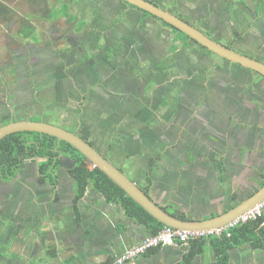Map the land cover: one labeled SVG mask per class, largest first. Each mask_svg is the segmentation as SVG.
<instances>
[{"label":"rangeland","instance_id":"obj_1","mask_svg":"<svg viewBox=\"0 0 264 264\" xmlns=\"http://www.w3.org/2000/svg\"><path fill=\"white\" fill-rule=\"evenodd\" d=\"M158 1L164 5L168 4L167 0ZM202 1L205 6V4L212 3L213 0ZM29 2L30 0L6 1V4L12 9L14 15L10 20H4L0 17V72H14L10 79L15 83L11 84L7 89V85L5 88V83L0 79V117L6 115L7 117H10L11 114H14L16 117L19 115L20 117L18 118L22 119L25 118L26 115L32 114L34 111H36L34 113H37L39 110H44L45 117H40L44 118V121L48 120L47 122H51V119L56 118L55 120H57L58 113H63V116L71 117L69 125L77 126L79 129L78 133L81 136L93 134L92 139L95 141L96 146L112 161L115 160L113 156H111L112 154L106 149V143H109L110 141L112 142V150L115 149L117 152L122 153L124 149L128 147V151L132 154L136 153L138 148L147 146L148 149L146 151L149 150L152 157H160L161 151L164 153L169 149L166 147L167 142H165V140L158 142L156 138L164 137V132H170V130H174V133L176 132L181 136V133L185 132V139L182 140V142H184L182 144V149L190 151L192 148H196L199 155L202 153V150H205L204 147H202L203 143L199 140L196 141L197 144L191 143V137L195 136L194 132L199 131L201 126L198 125V127H195L194 125L191 126L192 128H186V120L190 119L196 121L197 115L201 114L202 108L199 103L194 101L192 103H187L185 101L186 96L183 95L184 93H180L183 89L178 87L180 81L176 84L177 88L174 86L171 89H168L162 97L152 95L154 99H151V96L147 99L149 101L148 103H152L151 106L155 108H153V110L148 109V111L144 112L146 116L145 119H141L142 103H138L137 106L133 107L132 111L129 110L130 107L127 104L121 107V110L116 105L113 107V105L109 104L110 102H114L112 99H115L116 97L124 99V102L126 103V100L129 101L136 96L132 92L122 90V88L118 86V79L114 80V83H111L107 78L109 76L116 77L118 72L128 75L130 73L133 74L134 71H142L141 69H136L134 65H132L133 58L130 57L132 49L124 42L127 38H130L132 39L133 44H135L136 37L130 35L131 29L128 25L138 23L136 18L129 17L134 13L139 14L140 11L138 9H131L129 5L119 0H73L71 2L70 0H48L47 6L54 7V9H52V14H55L53 19H48L44 11H35ZM79 2L87 3L89 6L84 7V5ZM177 2L178 3L175 6L176 11H192V9H189L190 6H192L191 0H177ZM63 4L67 5L66 11ZM111 4H114L120 9L118 15L113 16L112 19L109 17L110 14H112L109 12V9H114L113 13L115 12V14L117 13V9L115 7L112 8ZM97 5L102 8L101 11H98V14L104 15L101 17L102 20H99L98 17L97 19L100 22L109 25L110 28L109 37L107 39L101 37L95 43L97 46H111L109 49L110 53H107L105 56L107 66L110 67V72L104 75L98 74L95 68L94 71L89 69L90 65L83 64L82 54L77 50L71 51L69 46L70 43L65 39L66 35L70 38L72 37L71 35H75V29H79L78 26H80V20L89 24L90 28H96L93 22V19L95 18V13L93 11L94 9H97ZM186 7L188 9H184ZM212 8L213 7H210V9L206 11L203 17L204 19H209V14L213 13ZM231 8L233 9L234 7ZM26 15L31 16L30 20L36 29V39L24 38V36L19 33L22 26L19 18ZM69 15H71L75 21L71 20ZM145 18L147 19L148 17ZM149 18L152 21V25L156 27V37L161 38L163 35L166 36V33L160 30L163 25L162 22L152 17ZM109 20H112L113 24ZM246 20L252 19L247 18ZM240 21L241 22L239 23H242L245 20L244 18H241ZM222 22L227 31L232 30V26L237 29L238 24L234 26L230 19L228 20V18L224 16L222 17ZM68 23L74 25H67ZM247 23L248 21L246 22L245 27L238 26L240 28L238 30L241 31L242 37L253 43L258 37H260V34L257 32V29L260 30V28L259 26H254L256 22H253L249 27L247 26ZM214 26H216V23ZM230 35H232V33H230ZM55 37L59 38L57 39L58 41L54 42L53 38ZM114 39H116V44L113 43ZM80 45L87 47L86 50L88 53L93 54V50L96 51V49L91 47L89 43H80ZM248 45L249 46L246 45L245 47L239 46V48H252L249 43ZM131 46L134 47V45ZM176 47L174 51H171V55L174 56V58L162 66L164 75H167L171 70H174V73H176L178 69L181 68L180 56L184 54L197 59L198 63L196 69L200 66L199 69L201 68L202 76L203 71L207 67L211 69V73L219 71L221 77L226 78V85H230L232 77L236 72H244L243 74L249 72L246 69H243L242 66H236L220 57L203 51L197 45L191 44L189 48L177 45ZM260 47L261 45L252 50H262ZM93 55L95 56L96 54ZM152 63L151 59L144 60L141 58L137 61V65L142 67H148ZM93 64L94 66L97 65L95 63ZM80 68L88 83L87 81L85 82L82 80L81 75L78 74V69ZM148 71L153 74L158 73V69L152 66L149 67ZM176 75H178V73ZM211 76L214 79L219 77V75L214 74H211ZM191 78V81H193L194 76L192 75ZM138 80L140 81V78ZM205 81V79L201 80L198 83V86H196L198 87V97L201 96L200 98H204L210 93V91L207 93V83ZM247 84L248 83L244 82L243 86ZM69 88L76 91H78L76 88H78L79 91L80 88H82V91H88L92 96L83 99H81L80 96H77L73 99L69 98L67 100L66 92L58 94L62 90H68ZM9 93L11 95L6 103L5 100ZM13 94H15L14 98H12ZM56 96H58V98H56ZM120 96H123V98ZM188 98L195 99L196 96L190 94ZM1 99H3L2 102ZM255 99H258V97ZM164 101H166V103H164ZM80 103L81 108L77 107ZM206 103L216 104L213 100ZM176 105H178L176 112L170 111L171 109H174ZM179 105L181 106L179 107ZM260 108L264 113V100L261 101ZM97 109L101 110L99 117L96 115ZM111 111L119 117V121L111 117ZM233 111L238 113L235 107H233L232 110L229 106L221 105L219 107V105H211L207 118L213 119L215 116L214 119H224L231 122L234 121L237 116L233 114ZM184 114L188 117L186 118ZM130 117L137 118L139 121L138 123L141 125L140 129L138 130L129 127V134L126 139L113 136V133L119 129V124H125L129 121ZM35 118V116H29L30 120ZM173 118H175L176 124L171 122V119ZM176 119L181 121V123L176 121ZM51 123L59 126L56 122ZM79 127H81V129ZM66 128L69 130L67 126H65L64 129ZM147 135L155 136L154 140L157 141L155 145L152 143L151 137H147ZM171 141L173 144V140ZM207 146L210 147V145ZM216 146H218V144H216ZM176 148L172 150L170 149V151L173 154L176 153L177 156L180 154V151L178 146ZM213 150H216V148H213ZM203 158L205 159L204 155L199 156L198 165H201L200 160H203ZM170 161L175 162L173 159L170 160L165 157L164 161L161 160V167L169 166ZM207 162H210V160H206L205 163ZM137 165L140 168L144 167L143 169L147 170V172V168L149 167V170L151 168V163L148 157L143 160L140 159L137 162ZM176 167L177 166L174 165V168ZM7 225H10V221L7 222Z\"/></svg>","mask_w":264,"mask_h":264},{"label":"flooded vegetation","instance_id":"obj_2","mask_svg":"<svg viewBox=\"0 0 264 264\" xmlns=\"http://www.w3.org/2000/svg\"><path fill=\"white\" fill-rule=\"evenodd\" d=\"M71 1L73 0H70V2ZM119 1L129 5L131 9L136 8L140 11L139 14L134 13L131 16H129L131 18L133 17L136 18L138 21V23H133V24L128 25L131 29L130 35L132 37H136L135 44H133L132 39L130 38H127V40H125L124 42L128 47L132 49V51L130 52V57L133 58L132 65H134L136 69L138 70L141 69L142 71L141 72L134 71L133 74L130 73L128 75L127 74L124 75L123 73L118 72L116 74V77L109 76L107 80L111 81V83H114V80L118 79V86H120L122 90L132 92L137 96V97L135 96L131 98L129 101L126 100L127 101L126 103L124 102V99L116 97L115 99H112L114 102H110L109 104L113 105V107L116 105L118 108H120V110H121V107L127 104L130 107L129 110L132 111L133 107L137 106L138 103H142L141 119H145L146 116L144 112L148 111V109L153 110V108H155L151 106L152 103H148L149 101L147 99L150 96L152 97V95L162 97L165 91H167L168 89H171L174 86L177 88L176 84H178L180 81V85L178 87L183 89L180 91V93L181 94L184 93L183 95L186 96L185 101L187 103H192L193 101L196 103H199V105L202 108L201 114L197 115L196 121H193L190 119L186 120V128H192L191 126H194V125L195 127H198V125L201 126V129L199 131L194 132L195 136L191 137V140H192L191 143L195 144L196 141L198 140L203 143L202 147H204L205 150H202V153H200V155H204L205 160L203 158V160H200L201 165H196V163L199 162L198 160L199 153L196 148H192V150L190 151L185 150L184 152H182L183 150L182 144L184 143L182 142V140L185 139V136H184L185 132L181 133L182 134L181 136V135H178V133L176 132L174 133V130H170V132H164L163 134L164 137L156 138L158 142H162L165 140V142H167L166 147L167 149H169L167 152H164V153L163 151L160 152L161 160L164 161L165 157H168V156L173 157L172 155L174 154L170 151V149L172 150L178 146V149L180 151V154L178 157L186 154L193 158H197V160H195V166L204 168V170L206 169L212 170V168L208 167L207 165L212 167V163L214 162V160L218 161L219 158L220 159L228 158L229 160H231L228 162L237 163L238 162L237 159L239 157H241L242 159L246 155L247 147H251L252 146L251 143L254 141L252 134L248 133L245 130V127H244V125L246 126L245 123H248V121H252L256 119L261 120L262 118H264V113L262 109L260 108L261 101L264 100V76L253 69L244 67L235 62H231L217 55L216 53L208 50L206 47L201 45L195 39L186 35L185 33L184 34L186 36V39H183L182 37L183 35L181 34L183 32L178 30L173 25L163 21L162 19L124 0H119ZM149 1H151L152 3H154L155 5L163 9L168 10L169 12L175 14L176 16L180 17L185 22L189 23L190 25L194 26L195 28L203 32L209 38H212L213 40L223 44L224 46L232 48L240 52L241 54H245L247 56L253 57L264 64V31H263L264 30V0H213L212 3L205 4V6L203 5L204 3L202 0H191L192 6H190L189 9H192V11H188V10L176 11L175 6L178 3L177 0H167L168 4H165V5L162 3H159L158 0H149ZM79 3L83 4L84 7L89 6V4L87 3H82V2H79ZM63 5H66V4H63ZM96 7L97 9H94L93 11L95 13V18L93 19V22L96 28H90L89 24L84 22L83 25L78 26L79 27L78 30L75 29L76 30L75 35H71L73 38L72 37L70 38L68 35H66L65 39L66 41L70 43L69 46L71 48V51L77 50L78 52L82 54L83 64L90 65L89 69H92L94 71V68H95L98 74L104 75L110 72V67L107 66V61L105 60V56L107 55V53H110L109 49L111 48V46H108V45H106V47L97 46L95 43L101 37H105L107 39L110 34V28H109V25H106L105 23H102L99 21V20H102L101 17H103L104 15L98 14V11L99 10L101 11L102 8L99 5H97ZM111 7L112 8L115 7L117 9L116 14L115 12L113 13L114 9L113 10L109 9V12L112 13L110 14L109 17L112 19L113 16L118 15V13L120 12V9L116 7L114 4H111ZM210 7H213L212 8L213 13L209 14V19H204L203 17L206 11L210 9ZM231 7H234L236 10L234 8L232 9ZM184 9H188V8L186 7ZM72 16L69 15V18L75 21ZM223 16L228 18V20L230 19V21L232 22V24H234V26L238 24L237 29L233 28L232 26V30L227 31L222 22ZM97 17L99 18V20L97 19ZM145 17H148V18L146 19ZM149 17L158 19L159 21L162 22L163 25L161 26L160 30L166 33V36L163 35L161 36V38L156 37V33H155L156 27L152 25V21L150 20ZM241 18H244L245 21L242 23H239L241 22L240 21ZM247 18H250L252 20H246ZM109 21L113 24L112 20H109ZM247 21H248L247 23L248 27L253 22H256L254 26L256 27L259 26L260 28V30L257 29V32L260 34V37H258L256 41H254L253 43L249 42L248 39H245L244 37H242L241 31L238 30L240 29L238 26L245 27ZM215 23H216V26H214ZM67 25L73 26L74 24L68 23ZM233 29L237 31H233ZM230 33H232V35H230ZM59 37L53 38V41L54 42L58 41L57 39ZM80 43L82 44L89 43L91 47H94L96 49V51L93 50V54H96V55L94 56L92 53H88L86 50L87 47L80 45ZM113 43L116 44V39H114ZM248 43L250 44V47L252 48H249V49L239 48V46L241 47H245L246 45L249 46ZM191 44L197 45L203 51H206L210 54L220 57L221 59L229 63H232L236 66H242L243 69H246L249 72L248 73L245 72V74H243L244 72L243 73L236 72L234 76L232 77V81L230 85H226L225 84L227 81L226 78H222L221 73H219V71H214L211 73V69L209 67L205 68V70L203 71V76H204L203 77L201 75V68L199 69L200 66L196 69V65L198 63L197 59L184 54L180 56L181 68L178 69L176 73H174V70H171V72L169 71L168 73L169 76L168 74L164 75V72L162 71V66H164L167 62H170V60L174 58V56L171 55V51L175 50L176 45L184 47V48H189ZM131 45H134V47H132ZM260 45H261L260 48H262V50L260 49H257V51L256 49L252 50L253 48L259 47ZM141 58L144 60L151 59L153 63L148 67L138 66L137 61ZM93 63L97 65L94 66ZM151 66L156 67L158 69L157 74H153L148 71L149 67ZM78 72H79L78 74L81 75V79L86 82L87 80L85 76H83V73L81 72V68L78 69ZM13 73L14 72L9 73L7 71L5 73L0 72V79L5 83L4 84L5 88L7 85V89L10 87L11 84H15L12 81V79H10ZM177 73L178 75H176ZM211 74L219 75V77H217V79H214L211 76ZM192 75L194 76L193 81H191ZM139 78H140V81L138 80ZM203 79H205L206 80L205 82L207 83V93L209 91L210 93H208L206 97L200 98L201 96L198 97L199 91H198V87L196 86H198V83ZM244 82L248 84L243 86ZM76 89L78 91L73 90L72 88H69L68 90H62L58 94H63L66 92L67 100L69 98L73 99L77 96H80L81 99L85 97L90 98L92 96L90 95V92L88 91L83 90L85 91L83 92L82 88H80V91L78 88ZM190 94L192 96H196V98L195 99L188 98ZM10 95H11L10 93L9 95H7V99L5 100V102L9 99ZM14 97H15V94L12 95V98ZM120 97L123 98V96H120ZM257 97L258 99H255ZM56 98H58V96H56ZM151 99H154V98L152 97ZM211 100L215 101L216 104L206 103ZM2 101L3 99H1V102ZM164 103H166V101H164ZM211 105H219V107L221 105L229 106V108L232 110H233V107H235L238 113L233 111V114L237 115L234 122L230 125V123H228L224 119H214L215 116L213 117V119L207 118ZM180 106L181 105H179V107ZM77 107L81 108V103L78 104ZM177 107L178 105H176V107H174V109H171L170 111L176 112ZM100 111H101L100 109H97L96 111V115L98 117H99ZM34 112H32V114L26 115L25 118H22V119H29L30 115L32 116L39 115V116L45 117L44 110H39V112L37 113H34ZM57 115H58L57 120H55L56 118H54V119H51L50 121L58 123L59 126L63 125L61 126L63 128L67 126L70 131L75 132L78 135H80L78 133L79 129L77 128V126L69 125L71 117L63 116V113L61 114L58 113ZM110 115L112 118L119 121V117L115 113H113V111L110 112ZM184 116L186 118L188 117L186 114H184ZM15 117L16 116H14V114H11L10 117H7V115L0 117V125L9 122L11 119L13 120L19 119L18 117L20 116L17 115V117L16 118ZM42 120H45V119L42 118ZM176 121L178 120L176 119ZM138 122L139 121L137 120L136 117H130L129 121L126 122L125 124H122V123L119 124V129H117L113 133V136H116L117 138H127L129 134L128 132L129 127L133 129H138V130L140 129L141 125ZM171 122L176 124L175 118L171 119ZM178 122L181 123V121H178ZM225 125H226V131L223 130V127H225ZM79 128L81 129V127ZM81 137L91 142V144L106 157V154L103 153V151L96 146L95 141L92 139L93 135H85ZM156 140H154V142H157ZM171 140H173L174 142L173 144ZM216 144H218V146H216ZM106 145H107L106 146L107 151L109 153H112V144L106 143ZM207 145H210V147ZM241 147H245V148L242 149ZM213 148H216V150H213ZM241 151L243 152L242 156H240ZM60 159L62 163L60 167H57L54 170V174H56V172L58 171H61L62 166L66 167L67 168L66 170L69 173V170L72 167V161L67 156H61ZM118 159L119 161L116 162L117 164L111 161L110 162L113 163L116 167L120 168L124 160H122V157L120 158L119 155H118ZM39 160L40 159L38 160L25 159L20 165V167L16 170L14 176L8 179H0V248H3L4 250H7V222L13 220L14 221L13 224L14 223L17 224L22 217V213L20 210L21 209L20 204L23 200L24 192L22 191L17 192L13 188L18 187L19 185H25V184L32 185V186L43 185V184L52 185L48 182V180L46 181L40 180V172L38 169ZM206 160L207 161L210 160V162L205 163ZM186 162L188 163L189 167L193 168L194 164L188 161ZM237 165L239 167L240 163ZM246 166L247 165L244 164L240 168L236 169V171H238L239 176L241 177L240 179L243 183V188L241 189L240 192H237L235 196L232 197L226 209L233 207L235 203L248 197L256 189L257 187L256 184H260L264 182V171L257 175H254L252 173H248L249 168H247ZM70 178L72 179V182L74 184L73 178L71 176ZM135 182L139 186L141 185L136 180ZM9 203H12L13 208L11 207L10 209ZM164 206L166 207L169 205L166 204ZM180 214H183V213H180ZM208 214H212V213L209 212ZM206 215H204L205 216L204 218H207ZM186 216L189 219L193 217V216L191 217L190 215L189 216L186 215ZM198 218H201V217H198ZM18 225L19 224H17L16 226L15 225L12 226L11 231L16 230L18 228ZM3 256L4 254L0 257V264H7V261L5 260L7 255L5 257Z\"/></svg>","mask_w":264,"mask_h":264},{"label":"crops","instance_id":"obj_3","mask_svg":"<svg viewBox=\"0 0 264 264\" xmlns=\"http://www.w3.org/2000/svg\"><path fill=\"white\" fill-rule=\"evenodd\" d=\"M245 124V130L252 134L254 141L247 147L246 155L237 159L239 167L238 162L219 158L214 160L212 167L207 165L212 170H204L195 166L197 158L174 154L167 158L175 162L170 161L163 169L161 157H152L149 150L146 151L147 146L132 154L128 147L122 153L113 149L111 156L115 161L107 158L117 164L118 155L122 157L124 162L120 168L125 174L143 187L148 185L152 198L161 205H169L166 207L171 211L197 218L209 212L221 213L243 188L236 169L246 164L248 173L257 175L264 171V118ZM223 130L226 131V125ZM147 137H151L155 145V136ZM144 156L151 163L148 172L137 165L140 159L146 158ZM186 161L194 164L193 168ZM66 169L62 166L61 171L54 174L52 185L25 184L13 188L24 192V197L18 228L11 231L16 224L11 220L7 225V250L0 248V257L7 255V264H102L149 234L144 225L125 214L120 204L105 201L99 192L88 188L77 197ZM9 206L11 209L12 203ZM186 250L187 245L154 248L139 256L135 264H180ZM214 258L207 248L193 259L192 264H215ZM229 264H264V250L253 251L247 245L232 249Z\"/></svg>","mask_w":264,"mask_h":264},{"label":"trees","instance_id":"obj_4","mask_svg":"<svg viewBox=\"0 0 264 264\" xmlns=\"http://www.w3.org/2000/svg\"><path fill=\"white\" fill-rule=\"evenodd\" d=\"M6 1L8 0H0V17L4 20H10L14 13L6 4ZM29 3L35 11H44L48 19L54 18L55 14H52L54 7L47 6L48 0H30ZM63 6L66 11L67 6ZM30 17L26 15L19 18L22 24L19 33L24 38L36 39V29ZM83 24L84 22L80 20L79 25ZM181 34L183 39H186L185 34ZM35 117L31 120H42L40 116ZM61 156H67L72 161L69 174L74 180L73 186L77 197L82 196L88 188H91L99 192L105 198V201L120 204L125 214L144 225L149 230V234H155L165 226L129 197L100 169L93 166L92 162L76 148L63 140L44 133L22 131L8 134L0 139V179H8L14 176L25 159H40L38 162L40 180H48L50 184H53L54 170L60 167L62 163ZM120 170L124 171L121 168ZM127 176L132 179L131 176ZM147 182L149 184V177H147ZM139 187L145 193H148V185L144 187L140 185ZM163 209L179 219H189L184 214L169 210L168 207L164 206ZM228 232L229 235L224 232L218 236L190 240L180 264H192L193 259L204 253L207 248H210L214 254L215 264H229V251L246 245L253 251H263L264 213L257 219L231 227Z\"/></svg>","mask_w":264,"mask_h":264},{"label":"water","instance_id":"obj_5","mask_svg":"<svg viewBox=\"0 0 264 264\" xmlns=\"http://www.w3.org/2000/svg\"><path fill=\"white\" fill-rule=\"evenodd\" d=\"M124 1L173 25L178 30L195 39L201 45L217 55L231 62L253 69L264 76V64L262 62L253 57L241 54L240 52L209 38L203 32L168 10L155 5L149 0ZM22 131L44 133L69 143L90 160L93 166L100 169L108 178L123 189L129 197L165 226L183 230H206L210 228H218L228 224L240 214L264 199V182H262L256 184V189L248 197L235 203L233 207L226 209L224 212L207 214V218L202 216L201 218L192 217L190 219H179L163 209L164 205H161L154 200L151 195L145 193L135 181L130 179L91 143L77 133L44 120L11 119L9 122L0 125V139L8 134Z\"/></svg>","mask_w":264,"mask_h":264},{"label":"built area","instance_id":"obj_6","mask_svg":"<svg viewBox=\"0 0 264 264\" xmlns=\"http://www.w3.org/2000/svg\"><path fill=\"white\" fill-rule=\"evenodd\" d=\"M264 213V199L253 207L249 208L228 224L206 230H183L170 226H164L155 234L144 236L139 242L129 246L119 254L114 255L109 261L102 264H135L136 259L148 250L162 248L172 245H187L195 238H207L218 236L224 232L229 235V229L237 224L257 219Z\"/></svg>","mask_w":264,"mask_h":264}]
</instances>
